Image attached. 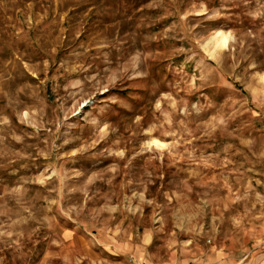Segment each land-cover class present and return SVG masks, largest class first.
<instances>
[{"label": "rangeland", "instance_id": "obj_1", "mask_svg": "<svg viewBox=\"0 0 264 264\" xmlns=\"http://www.w3.org/2000/svg\"><path fill=\"white\" fill-rule=\"evenodd\" d=\"M141 258L264 264V0H0V264Z\"/></svg>", "mask_w": 264, "mask_h": 264}, {"label": "crops", "instance_id": "obj_2", "mask_svg": "<svg viewBox=\"0 0 264 264\" xmlns=\"http://www.w3.org/2000/svg\"><path fill=\"white\" fill-rule=\"evenodd\" d=\"M141 261H142L141 264H154L153 262L147 261V259H142L141 258ZM163 264H177V262L176 261H170L168 263H163ZM181 264H185V263L182 262Z\"/></svg>", "mask_w": 264, "mask_h": 264}, {"label": "bare ground", "instance_id": "obj_3", "mask_svg": "<svg viewBox=\"0 0 264 264\" xmlns=\"http://www.w3.org/2000/svg\"><path fill=\"white\" fill-rule=\"evenodd\" d=\"M225 43H226V38L225 37H222L221 44L224 45ZM154 145L159 147V146L162 145V143L161 142H158V141H154Z\"/></svg>", "mask_w": 264, "mask_h": 264}]
</instances>
